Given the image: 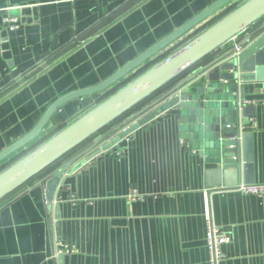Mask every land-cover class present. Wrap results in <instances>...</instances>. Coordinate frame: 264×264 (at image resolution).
I'll return each instance as SVG.
<instances>
[{"label":"crops","instance_id":"1","mask_svg":"<svg viewBox=\"0 0 264 264\" xmlns=\"http://www.w3.org/2000/svg\"><path fill=\"white\" fill-rule=\"evenodd\" d=\"M217 1L0 0V92L5 83L40 69L0 97V152L27 135L58 99L99 85ZM239 1H230L203 22ZM3 17L17 19L18 28L8 31ZM92 30L94 35L82 40ZM70 42L71 50L45 64L52 45ZM131 74L98 96L67 102L36 139L0 166L75 119ZM241 88L245 104L253 107L242 133L252 136L254 183L237 185L264 184V79ZM213 171L216 167L180 138L174 111L161 114L110 153L72 166L51 209L43 189L34 186L0 208V264H208L207 208L229 238L219 264H264V198L228 191L231 187H223Z\"/></svg>","mask_w":264,"mask_h":264},{"label":"water","instance_id":"2","mask_svg":"<svg viewBox=\"0 0 264 264\" xmlns=\"http://www.w3.org/2000/svg\"><path fill=\"white\" fill-rule=\"evenodd\" d=\"M230 1H217L99 85L58 99L27 135L0 152V163L36 139L53 113L67 102L110 88ZM213 53L204 65L158 94L139 113L142 114L141 118L133 121L135 115L127 122L114 125L108 133L110 137L114 135L111 138L108 136L109 141L105 140L107 135H98L35 187L41 186L45 204L51 209L57 188L72 166L80 160L85 163L102 153H110L112 147L137 127L172 111L178 119L180 138L187 141L190 151L197 152L206 163L216 167L213 172L220 176L223 187H234L240 182L253 184L252 136L242 133L243 128L249 126L253 107L245 104L241 86L252 83L254 79H264V0L245 1L164 60L0 171V201ZM129 123L131 126L126 128L125 125ZM123 128L125 130L119 132ZM231 138L236 140L231 141ZM15 199L17 197L7 204ZM55 219L54 229L58 236V215H55Z\"/></svg>","mask_w":264,"mask_h":264},{"label":"trees","instance_id":"3","mask_svg":"<svg viewBox=\"0 0 264 264\" xmlns=\"http://www.w3.org/2000/svg\"><path fill=\"white\" fill-rule=\"evenodd\" d=\"M245 1L247 0H240L239 2L230 5L225 11H223L220 15H218L217 17L209 20L208 22L204 23L195 28V30H193L192 33H189L190 35H188L187 39L183 40L184 42L180 43L179 45L182 44V46L184 44H186L187 42H189L190 39H193L194 37H196L197 35L201 34L203 31H205L206 29H208L209 27H211L212 25H214L217 21H219L220 19H222L224 16H226L228 13H230L231 11H233L235 8H237L238 6H240L241 4H243ZM262 21V20H261ZM260 21V22H261ZM259 22V23H260ZM94 30L89 31L88 33H86L85 35H83V39H86L88 37H91L92 35H94ZM74 44L72 42H70L69 44L65 45V46H56V45H52L51 50L46 51V57H45V61H46V65L52 63L53 61H55L58 58V55L63 54L69 50H71L73 48ZM181 46L177 47L176 49H169L168 51L162 53V55H160L159 57H157L156 59H153L152 61L147 62L146 64H144L143 66H141L138 70H133L135 72H130L132 73L127 79H125L123 82L119 83L118 85L112 87L109 91H107L103 96L99 97V99L97 100V102L87 108L85 111H83L80 115H78L75 119H73L72 121L68 122V123H63L60 124L59 126H57L54 131L50 132L49 134H47L46 136H43L42 138L38 139L36 142H34L33 144H31L26 150L19 152L18 154L14 155L8 162L4 163L3 165L0 166V171H2L4 168H6L7 166L13 164L15 161H17L19 158L23 157L24 155H26L30 150L34 149L36 146H38L39 144L43 143L44 141H46L49 137H51L54 133L58 132L59 130L65 128L66 126L70 125L71 123H73L79 116L83 115L84 113H86L87 111H89L90 109H92L93 107H95L96 105L100 104L101 102H103L104 100H106L108 97L112 96L114 93H116L119 89H121L122 87H124L127 83L131 82L132 80H134L135 78H137L138 76L142 75L143 73H145L150 67H152L153 65H155L156 63L164 60L166 57H168L170 54H172L173 52H175L178 48H180ZM216 53V52H215ZM213 53L212 55L204 58L203 60H201L200 62H198L196 65H194L191 69H189L188 71H186L185 73L181 74L180 76H178L176 79H174L170 84H168L166 87H164L163 89H161L160 91L156 92L155 94H153L152 96L146 98L144 101H142L141 103L137 104L136 106H134L133 108H131L129 111H127L126 113H124L123 115H121L119 118H117L114 122L110 123L107 127H105L104 129H102L99 133L93 135L88 141H86L85 143H83L82 145H80L79 147H77L76 149H74L73 151L67 153L66 155H64L63 157H61L59 160H57L56 162H54L53 164H51L50 166H48L47 168H45L43 171H41L39 174H37L36 176H34L33 178H31L29 181H27L23 186H21L20 188H18L16 191H14L13 193H11L10 195H8L7 197H5L3 200L0 201V208L3 207L6 203L10 202L12 199H14L17 195L23 193L26 189L32 188L33 186L35 187V185L42 180L43 178H45L46 176H48L49 174H51L52 172H54L56 169H58L60 166H62L71 156H73V154L80 150L81 148H83L85 145L91 143L94 139H96L98 137V135L100 134H105L108 136H110L109 131L110 129L117 124H122L124 122L129 121L130 117L133 115H136L138 113H141L142 109L147 106L148 104H150L153 99L160 93H162L164 90L168 89L170 86H172L173 84H175L176 82H178L180 79H182L183 77H185L186 75H189L191 72L197 70L200 66L204 65L209 59H211V57L215 54ZM147 65V66H146ZM145 66V67H144ZM40 69L36 70L35 72L31 73L29 76L27 75H23L22 76V80L20 81H15L12 83H5L1 88L3 89V91L0 92V97H3L5 95H7L8 93L16 90L23 82H25V80L29 79L33 74H35L36 72H38ZM98 94H94L91 96H98ZM89 97V96H88ZM86 98V97H85ZM81 161V160H80ZM37 187H41V186H36ZM34 189V188H33ZM32 189V190H33ZM253 197V196H251ZM51 225V222H49V226ZM53 229V228H52ZM221 231V230H220ZM222 232V231H221ZM206 234H207V230H206V226H205V244H206ZM207 247V246H206ZM208 252V251H207ZM208 264H210L209 262V253H208Z\"/></svg>","mask_w":264,"mask_h":264},{"label":"built area","instance_id":"4","mask_svg":"<svg viewBox=\"0 0 264 264\" xmlns=\"http://www.w3.org/2000/svg\"><path fill=\"white\" fill-rule=\"evenodd\" d=\"M2 23L5 25L8 31H14L19 26L18 20L15 18L3 17ZM230 140L235 141L236 138H231ZM227 190L245 196L264 198V184H239L234 187L228 188ZM205 223L207 230L206 246L209 253V262L210 264H219L223 257L222 247L227 244L229 238L226 234L221 232L220 229L213 223L211 213L208 208L206 209L205 213Z\"/></svg>","mask_w":264,"mask_h":264},{"label":"rangeland","instance_id":"5","mask_svg":"<svg viewBox=\"0 0 264 264\" xmlns=\"http://www.w3.org/2000/svg\"><path fill=\"white\" fill-rule=\"evenodd\" d=\"M191 33H192V32H191ZM187 37H188V36H187ZM187 37H185L183 40L187 39ZM183 40H182L181 42L177 43L176 46H173V47L170 48V49L173 50V49H176V48L179 47V46H182V44H181V45H179V44L182 43V42H184ZM190 40H191V39H190ZM190 40H189V41H190ZM167 51H168V50H167ZM160 55H162V54H160ZM160 55L156 56V58L159 57ZM156 58H155V59H156ZM146 66H147V65H146ZM144 67H145V66H144ZM133 116H135V115H133ZM133 116H131L130 119H131ZM141 117H142V114H139V113H138V114H136V117L134 118L133 121H136V120H138V119L141 118ZM133 121H131V123H132ZM129 125H130V123H129L128 125H125V127L127 128V126H129ZM130 126H131V125H130ZM124 130H125V128H123V129L120 130L119 132H123ZM113 136H114V135H113ZM113 136H111V137H113ZM109 137H110V136H109ZM109 137H107L105 140H106V141H109L110 138H111V137H110V138H109ZM116 145H117V144H116Z\"/></svg>","mask_w":264,"mask_h":264}]
</instances>
